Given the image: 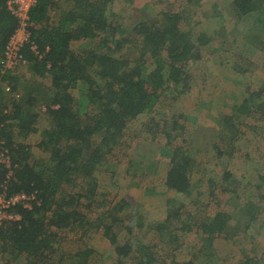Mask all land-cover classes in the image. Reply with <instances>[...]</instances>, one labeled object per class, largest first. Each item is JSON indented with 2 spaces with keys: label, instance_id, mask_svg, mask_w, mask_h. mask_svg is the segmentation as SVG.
I'll use <instances>...</instances> for the list:
<instances>
[{
  "label": "trees",
  "instance_id": "obj_1",
  "mask_svg": "<svg viewBox=\"0 0 264 264\" xmlns=\"http://www.w3.org/2000/svg\"><path fill=\"white\" fill-rule=\"evenodd\" d=\"M7 1L0 0V61L16 25L7 10ZM111 7L112 0H37L30 11L33 23L30 39L20 52L24 64L12 72H2L0 64V153L8 157L13 169L12 177L6 179L5 165L0 164V184L5 183V194L34 195L38 203L30 210L14 208L19 220L0 223L3 264H97L95 250L84 241L99 232L113 251V255L109 254L110 264L202 263L203 253L200 257L185 253L180 240L190 233L189 224L181 219L179 209L183 205L171 207L170 215L155 233L166 245L169 260L147 251L136 237L135 230L141 236L147 226L137 202L133 204L132 200L115 194L106 211L91 221L79 211L83 199L89 202V208L99 195L102 187L98 168L103 165L107 170L113 162L109 157L115 159V148L127 144L123 140L127 125L145 113L154 118L160 97L178 103L180 94L188 90V68L202 60L208 43L204 33L192 39L189 31L181 30L180 19L175 14H165V20L159 22L147 11L151 8H143L137 13L136 25L123 26L120 18L111 13ZM256 14L264 15V0H232L223 12L237 23L250 20L259 25ZM135 40L141 42V48L133 46ZM234 42L238 45L237 40ZM32 45L35 51L31 50ZM247 50L238 53L237 48L238 62L233 64V73L240 79L248 75L252 80L233 95L235 101L229 113L221 114L219 122H214L221 124L220 129H210L213 137L217 133L221 136L218 143L210 145L216 151L210 153L209 159L222 172L206 182L211 200L217 192L222 194V202L229 209L241 207L242 215L258 225L264 215V203L260 204L264 195L261 198L258 193L248 192L255 189L251 187L253 184L241 183L243 179L237 180L230 172V169L235 171L239 161L245 168L256 167L257 162L250 165L254 160L250 152L238 147L243 130L254 137L256 131L264 133V126H260L264 123V78L258 76L261 81L257 80L251 67L241 65L259 67L264 75V61H259L257 56L248 58ZM26 72L29 79L22 80ZM147 86L151 87L149 91ZM182 115L177 116L182 118ZM153 118L154 125L161 123ZM245 118L254 124L244 122ZM41 121L45 126L39 130ZM166 127L172 132L183 130L175 118L171 125L163 126V131ZM164 134L165 144H172L171 132ZM260 136L264 140V135ZM213 137L209 141H216ZM194 142H198L195 136ZM139 144L128 156L132 159L127 171L133 166L137 169L134 160L156 146ZM181 144L187 141L182 139ZM197 152L177 146L166 155L167 165L158 169L159 177L164 176L161 181L165 192L175 195L190 192L195 168L200 167V164L195 166ZM260 165L257 170L264 172V161ZM198 171L199 175L205 173ZM113 176H109L110 184ZM255 179L264 182V174ZM146 194L152 193L146 191ZM138 212L140 215L132 221L133 214ZM233 213L234 209L212 219L204 217L199 226L191 224L197 229L195 235H202L206 252L213 255L212 233L216 231L220 235L229 228ZM122 229L127 238L119 241L116 230ZM63 231L76 236L68 245L78 248L59 257L54 243ZM251 263L253 260L245 256L235 264Z\"/></svg>",
  "mask_w": 264,
  "mask_h": 264
},
{
  "label": "rangeland",
  "instance_id": "obj_2",
  "mask_svg": "<svg viewBox=\"0 0 264 264\" xmlns=\"http://www.w3.org/2000/svg\"><path fill=\"white\" fill-rule=\"evenodd\" d=\"M231 2L232 0H191V2H188V0H112L111 13L120 18L123 26L136 25L137 13L143 8H151L147 11L153 19L163 22L165 14H175L180 19L179 28L183 31H189L192 39L197 38L201 33H204L208 38L206 55L197 64L194 63L195 65L188 68L187 73L190 76L188 90L184 94H180L178 103L160 97L157 103V115L154 118L151 117V114L147 115L145 113L141 118L127 125L123 138L127 141V144L115 148L116 152L113 153L115 159L109 157V160L113 162L107 166V170H104L106 168L103 165L98 168L99 171L101 170L98 174V181L102 187L98 193L99 195L89 208L87 207L89 202L84 199L79 207L80 213L91 221L94 217L100 216L106 211L111 201L114 200L115 194L124 198V200H132L133 204L137 202L136 204L141 206L143 219L146 220L147 226L141 231V236H139V231L135 230L136 237L141 241V245L147 247V251L149 249L158 258L169 260L166 255L168 254L166 245L155 233L170 215L171 207L183 205L185 207L179 209L183 216L181 219L189 224L187 227L190 228V233L180 240L184 245L185 253L198 255V257L203 253L204 256L200 257L202 258L200 264H235L244 259L245 256L253 260L251 264H264V215L260 217L257 225L250 222L247 216L242 215L244 212L241 207L232 208L234 209V215L232 214L233 216L228 223L229 228L223 233L221 232L220 235L216 231L212 233L215 237L212 241L214 245L212 248L213 255L206 252L202 243V235H195L197 229L194 225L191 226L193 223L199 226L204 217L212 219L215 216L219 217L220 213H228L232 210L229 209V205L222 202V194L217 192L216 198L212 200L208 196L209 184L206 180L213 178L216 174L221 175L222 172L216 169V166L209 159L210 153L216 151L210 145L218 143L221 136L220 133H217V135H214L216 141H209L213 137V132L210 129H220L221 124L214 122L216 120L219 122L218 117L221 114L229 113L235 101L233 95L237 94L240 88H243L245 84L252 80L248 75L240 79L233 73V64L238 62L236 60L238 57L236 55L237 48L239 49L238 53H243L247 48L249 50L248 58L257 56L256 58L259 61H264V48L262 47L264 45V15L256 14L255 18L259 17L256 20L260 22L259 25L257 24L258 26L250 20H242L237 23L232 19H228L230 16L223 15L225 7ZM250 29L253 31L251 33L247 32ZM235 40H237L238 45H235ZM133 46L141 48L142 44L140 41L135 40ZM241 49H243V52ZM223 60L225 62H222ZM241 65H247V68L251 67L253 69L252 73L259 80L258 76L261 74L259 67L257 68L249 63ZM23 75L22 80L29 79L28 72ZM16 76H19L18 71ZM257 80L252 85L253 89L257 86ZM150 88L147 86L148 91ZM73 93L78 96L75 91ZM187 108L190 109V111H186L188 115L178 118L177 115L180 114V111ZM152 118L161 123L154 125L155 123H151ZM174 118L183 130L172 132L171 128H164L166 133L171 132L174 137L170 142L172 144L167 145L165 144L163 126L171 125ZM244 122L254 124V122L249 121V118H245ZM261 124L263 125L260 126H264V123ZM44 126L45 123L43 124V121H41L39 130ZM243 133L239 139L238 147L245 153L250 152L251 158L254 159L250 162V165L253 166L257 162L256 167L245 168L241 166L242 161H239L240 163L238 162L235 171L230 169V172L237 180L241 181L243 179L241 183L253 184L251 187L255 189H250L248 192H252L253 195L258 193L262 198V195H264V182L255 178L257 175L264 174V172L257 170L264 161V140L260 136L264 133L257 134L256 131L255 137L250 135L248 130H243ZM194 136L198 139L196 143H193ZM182 139H185L187 144H181ZM207 141L209 142L207 143ZM140 142L141 144L144 142L145 145L151 143L156 146L149 149L144 156L134 160L137 169H134L133 166L132 169L127 171L130 159H132L128 156L134 152ZM177 146H183L187 151L190 149L198 150L197 156H194V158L196 161L195 166L200 164V167L195 168L197 171L193 176L190 192L187 195H175L172 192L165 193L163 183L160 182L164 176L160 178L158 175V169L167 165L169 161L166 155ZM198 170H204L205 173L199 175ZM111 174H114V176L111 180L113 183L110 184L109 176ZM240 187L242 188L243 185ZM146 191L152 194H146ZM263 203L264 200L260 202V204ZM126 211L129 213L130 210L126 209ZM139 215V212L134 213L133 218L131 217L132 221ZM197 220L200 221L196 222ZM176 226L179 227L178 224ZM116 233L117 240H126V231H123V229L116 230ZM152 235L154 236L152 237ZM91 236V240L88 238L84 243L87 247L95 250L94 258L98 261L97 264H103L104 262L110 264L109 254L113 255L112 249L109 250L107 243L100 238V232ZM142 236L145 239H141ZM75 237L74 234L67 231L59 234V237L56 238L57 242L54 243L59 257H64V254L78 248L68 245L69 241L76 239ZM131 240H133V237ZM0 264L3 263L0 262Z\"/></svg>",
  "mask_w": 264,
  "mask_h": 264
},
{
  "label": "built area",
  "instance_id": "obj_3",
  "mask_svg": "<svg viewBox=\"0 0 264 264\" xmlns=\"http://www.w3.org/2000/svg\"><path fill=\"white\" fill-rule=\"evenodd\" d=\"M37 0H8L7 10L16 20L15 32L9 39L4 51L3 59L0 61L2 72H12L19 65H23L24 61L21 57V50L23 46L30 39V28L33 26L30 18V11ZM32 51H35V47L32 45ZM6 90L9 89L6 87ZM16 96V94H14ZM0 164H4L6 168V179L12 177V166L7 156L0 153ZM5 183L0 184V223L3 222H15L19 220V216L14 214L13 209L21 207L23 209L30 210L33 204H38L34 195H28L26 193H17L13 195H7L4 192Z\"/></svg>",
  "mask_w": 264,
  "mask_h": 264
},
{
  "label": "crops",
  "instance_id": "obj_4",
  "mask_svg": "<svg viewBox=\"0 0 264 264\" xmlns=\"http://www.w3.org/2000/svg\"><path fill=\"white\" fill-rule=\"evenodd\" d=\"M147 6H151V5H147ZM259 78H262V79H263V78H264V75L261 73V74L259 75ZM259 81H261V80H259ZM186 111H190V109H189V108H187V109H185V110L183 109V110L180 112V115L183 114V115H182V118L188 115V113H187ZM262 123H263V122H262ZM161 180H162V178H161ZM161 180H160V182H162ZM163 190H165V189H163ZM165 193H169V191H168V192H165Z\"/></svg>",
  "mask_w": 264,
  "mask_h": 264
}]
</instances>
